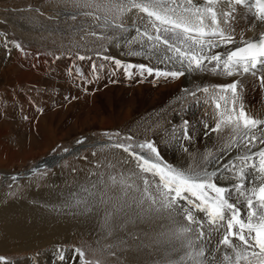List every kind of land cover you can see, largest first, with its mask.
I'll list each match as a JSON object with an SVG mask.
<instances>
[{
  "label": "rangeland",
  "instance_id": "rangeland-1",
  "mask_svg": "<svg viewBox=\"0 0 264 264\" xmlns=\"http://www.w3.org/2000/svg\"><path fill=\"white\" fill-rule=\"evenodd\" d=\"M65 10L70 12V15H61L57 18L58 11ZM88 13L105 16L113 23L119 24L124 15L112 8L109 0H0V36L7 39L10 37L9 40L18 43L24 51L35 50L45 54L49 66H53L54 69L62 61H66V64L68 60L73 61L75 55L81 56L85 61L86 58L91 59V56H105L110 50L111 40L122 29ZM141 15L139 12V16ZM124 40L128 51L123 50V43H120L122 58L119 60L122 62L125 60L127 63L132 61L128 60L131 58L141 62L144 58H132L134 55L136 57L147 55L149 51L148 49L146 51V48L143 50L141 41L135 45L137 40H142L140 33L130 35ZM138 49L141 56H138ZM104 61L98 57L96 63L104 67L106 66L102 63ZM109 67V78L113 81L118 78L117 85L121 83L119 96L122 99L116 100L117 104L114 105L116 119L113 122L114 126L110 128L97 126L95 121L91 120L90 124H82L85 122L83 111L80 112L79 119L77 118L76 125L79 130L72 131L75 128L73 123L69 130L60 134V129L52 130L48 118L44 115L48 107L39 100L44 92V85L36 87L21 83L18 86H10L11 83L6 78L0 87L4 105V109H0V143L9 142V148L12 147L14 152L19 153L16 154L18 157L14 158L15 162L7 165L10 170H4L6 166L0 165V199L2 198L0 244L3 246L1 248L0 245V257L5 258L0 264H12L18 258L24 264H66L68 258L65 255L66 251L72 250L78 255L76 249L83 251L85 254L83 259L91 261L92 264H96V261H99V264H170L185 256L186 252L194 251L186 247L188 241L193 242L195 250L199 248L205 250L204 264H224V256L232 255L230 248L219 243L227 231L226 222L223 226L220 222L210 226L206 215L193 208L197 220L203 221L205 240L203 236L201 239L200 227L196 225H193L191 233L178 234V227L188 223L182 213L164 210L157 212L156 208L159 205H152L143 193L142 177L146 176L150 185L154 184L153 177L140 170L139 162L131 151H125V148L113 144L115 142L141 149L137 146L151 142L158 148L163 163L175 168L206 170L207 166L196 160L198 154L191 149L190 143L181 142L175 134L166 135L167 130L175 132L176 129L185 126L190 129V123L188 125L185 122L174 123L172 119L184 108V100L181 101V96H176L171 103L165 102L164 105H158L157 109L154 106L146 107L144 113H136L123 119L129 111L126 99L129 72L126 73L127 70H124L125 65L121 66L120 70L117 68L113 70L111 65ZM14 69L21 73L24 66L19 65ZM65 69L66 73L71 72L68 71L71 69ZM41 74L47 76L49 71L45 70ZM8 94L11 97L8 98ZM34 121H39V126L42 125L38 132L34 129ZM2 127L7 130L6 133ZM45 133L51 135L55 143L50 149L41 150L38 147L39 140ZM157 136L162 138L159 139ZM30 148L33 153L21 159L23 157L21 154ZM141 150L151 155L148 149ZM204 152L208 155L210 150L205 148ZM44 157L54 158L55 161L27 173L34 164L44 162L46 160L42 159ZM149 190L158 196L154 187H150ZM190 198L196 200L195 197ZM7 202L9 206H5L8 205ZM184 202L186 201H181L182 207L188 208L186 206L188 203ZM196 202L199 203L198 200ZM173 218L176 223L173 222ZM10 228L12 229L8 230ZM23 229L26 230V235ZM211 238L212 243L214 242L213 253H210L206 246V240ZM57 245L62 247L51 251V247ZM55 252L62 256L55 259L53 257ZM186 264H192V261L186 259Z\"/></svg>",
  "mask_w": 264,
  "mask_h": 264
},
{
  "label": "bare ground",
  "instance_id": "bare-ground-1",
  "mask_svg": "<svg viewBox=\"0 0 264 264\" xmlns=\"http://www.w3.org/2000/svg\"><path fill=\"white\" fill-rule=\"evenodd\" d=\"M168 3L171 4V0H168ZM178 3L181 5H184L186 3V0H178ZM195 3L197 6L201 8L208 6V0H195ZM58 12L57 13L59 14V16H57V18L65 14V12H62V11H58ZM139 12H140L139 10H132L130 12L124 13V15L122 16L121 24H119L118 22L116 23L119 26V28L122 29V31L118 32V35L115 36L111 40L110 50L107 53V55L96 56L97 58L99 57L105 60L104 62H102L106 64V66L104 67L99 66L96 63L97 58L95 56H91V59L86 58V61H85L81 59V56L75 55L73 56V61L68 60V64H66V61H62L58 63L57 66L54 65L55 66V69H54L53 66H49L47 57L45 54H40L37 51L31 50V49H30L31 51H24L20 46L16 47L18 43H16L13 40H9L10 37L7 39L6 37L0 36V87L3 85V82L6 80V78L11 83L10 86H14V85L18 86L21 83H24L25 85L27 84L34 85L36 87L39 85H42V86L44 85V90H43L44 92L42 95H40L39 100H41L44 106L48 107L44 115L45 117L48 118L52 130L59 131L60 129V134H63L64 131L69 130L70 125L73 123L75 125V128H73L72 131H75L77 129V125H76L77 118L79 119L80 112H83V111L85 113L84 119H83L85 122L84 123L82 122V124H85V125L90 124V120H91L92 122L95 121L97 126L110 128L114 126L113 122H114V119H116L115 118L116 111H114V105L116 103V100L122 101V99H120V96H119V93L121 90L120 89L121 83L117 85L118 78L115 81L109 78L108 70L110 69L108 68H110L109 66L111 65L113 66V70L116 68L120 70V68H122L121 66L125 65L126 69L124 68V70H127L126 73L129 72V79L131 81L127 77V79L129 80V86H127L128 94H127L126 99L128 100V103H129V106H128L129 111L126 112V114L123 116V119H127L129 116L134 115L136 113H140V114L144 113V110L146 109V107L154 106L156 108L158 105H161V104L164 105L165 102L171 103V101L174 100L176 96H181V101L184 100V103H183L184 108L177 114L175 118H172V119L174 120V123H179L183 119L187 121H191L189 124L190 129L186 128L189 132L190 139L188 136H184L183 129H179V128L176 129L175 132L174 131L169 132L167 130L166 135L175 134L177 135V138L180 139L181 142L186 141L187 143L191 144L190 145L191 149H193L198 154L196 160L201 161V163H204V165L207 166V169H206L207 172L216 173L215 175L216 179L221 180V183L219 182V186L225 187L229 190L230 202H234L237 204V206L241 209V212H242L241 217H243V214L246 212V209L248 208L244 202V197L240 196L234 187V185L236 183H239V181H230V180H225V179L227 178V175L231 171V168H235V167H239V169L246 168L247 179L244 181L245 186L251 187L253 186V184H258L259 180H254V176L257 174L256 171L248 166L252 164H256L257 166L259 165V159L255 154L258 153L260 148L264 147V145H261L257 141H253L252 143H249V140L247 138H241L240 134L232 131L231 128L225 127L224 125H221L220 130H218L217 132H214L213 126L217 125L216 121L218 120L219 122L221 121V113L225 110V101L219 99L221 95H225L227 97V100H228L227 107L228 108L232 107V103H231L232 94L230 91H228L227 93L221 92V88L223 86L228 85L233 82H237L238 99L236 100V105H235L237 112L239 111L240 105H243L244 110L246 113H248V115L255 117L257 119H260V120H264V89H261L259 87L258 80L253 76L251 77L247 76L242 79H239L234 74L232 76H228L224 74V72H222L221 69H216L215 72L212 71V69L216 67L215 61L206 60L202 69L189 70L187 67V62H185L182 65L176 60L169 61L168 59H166V57L168 56H173L174 53L168 52L165 46L162 44H158L157 50L155 51L153 50V48H152V51H147V47H146L147 44L141 41L143 50L144 48H146V51L149 54V55L147 54L148 57H144V56L132 57V58H137V59L144 58L141 62H137L138 61L137 59H136L137 61H135L134 59H131V58L128 60H132V61L127 62V63L124 62L125 60L123 62L122 60L120 61L119 58H122V56L120 55L119 44L123 43V45L121 44L122 47H124L123 50H126L124 39H127L131 34L135 33V31L140 30L143 33L145 29L147 28V31L149 32V34L153 36L156 35V32L155 34L153 33L152 27H147V24H145V22L149 21L146 14L142 13V15L139 16ZM4 15H7V14H4ZM8 15L13 16L12 14H8ZM205 23L210 25V17L205 20ZM219 27L225 32V35L231 37V42L229 43L221 42L219 36H212V35H211L212 37L206 36L208 38H206L205 40H212L216 45L215 47H208V46L205 47L204 54L208 57H211L213 54L220 53V50L224 52L225 50L229 49L230 47L236 44V38L242 37L243 33L250 34L257 28V26L254 25L250 20L245 19V15L242 17L239 15L238 18L234 20L232 23H230L229 25L225 24L221 17ZM143 40L147 41V38L144 36ZM152 43L153 42H150V44ZM173 43H175L177 47H181V48L184 47L182 44L179 43V41H173ZM123 55L126 56L124 52H123ZM117 61H119V64L116 63ZM19 65L24 66V69L22 70L21 73H17L14 69L15 67ZM140 65H144L145 69H141L139 67ZM64 67H66V69H71V70H68L71 72L66 73L64 71L65 69ZM147 67L153 68L152 74H149L146 71ZM172 67L175 68L174 71L183 72L184 74L181 76H177V77L157 76L155 74L156 71L171 72ZM45 70L49 71V75L45 76L41 74L43 71L45 72ZM85 71H88L90 74H87L88 72H85ZM113 73L115 74L114 71ZM263 84H264V81H263ZM205 89H207V91H205ZM7 96L8 98L11 97V95L9 94ZM2 100L3 99H1V95H0V109L1 110L4 109ZM215 101H217L220 104V108H217L213 104V102ZM207 122L209 123V126H207L208 124ZM33 124H34L35 131L38 132L39 130L38 128H40L42 125L39 126L40 125L39 121ZM87 128H90V127H87ZM6 131L7 130H5V133ZM253 132L258 137L260 136L259 131H256L254 129ZM34 135L35 134L33 133V136ZM157 138L160 139L162 137L157 136ZM174 140H175V137H174ZM54 141L55 140L52 138L51 135L45 133L43 138L39 140L38 147H40L41 150L50 149L51 146L55 143ZM8 143H0V149H1L0 150V165L6 166V168H3L1 166L4 170H10L9 168H7V165L9 163H12L13 161L15 162L14 158L19 154L18 152L17 153L14 152L12 150V147L9 148ZM22 148H24V146H22ZM181 148L183 150L182 145H181ZM205 148H208L210 150V152H208V155H206L207 152H204ZM32 153L33 151L31 148L29 150H26L24 154H21L23 155L21 159H25ZM181 154L182 153L180 152V155ZM245 155H251L252 159L246 162H242L239 159V157L245 156ZM42 159H46V158L44 157ZM54 161H55L54 158L49 157L44 162L38 163L35 168L39 166H43L45 164L49 165L53 163ZM15 164H18V163H15ZM12 165L14 166V164ZM1 199H0V202H1ZM184 203L187 204V202H184ZM7 204L8 205H5V206L10 205L8 202ZM186 206L190 208L189 204H187ZM1 212L2 211L0 210V213ZM2 227L4 228V226ZM12 228H15V227H12ZM12 228L8 230H11ZM17 231H21V230H17ZM24 231H25L24 235H26V230ZM47 231H49V229ZM9 234L11 233L9 232ZM27 237L28 235L26 236V239ZM12 238L10 239L12 240ZM41 241L43 242V240ZM212 241H213V238L206 240L207 242L206 246L209 249L208 251L210 253H213V249H214V242L212 243ZM6 243L8 244V242ZM19 243L20 242L18 241L17 244ZM53 243H56V242H53ZM0 245L2 246V244ZM20 246L21 245H19L18 248H20ZM61 247L62 246L60 245L53 246L51 247V251L52 250L54 251V249L56 251L57 249ZM1 248H3V246ZM71 252L68 250L66 251L67 254L65 253V255H67L68 257V258L66 257L67 258L66 264H80L81 259L78 257L76 253H73V252L71 253ZM232 255L234 254L232 253ZM59 256H62V255L58 254V252L57 253L55 252V256H54V253H53V257L55 259L59 258ZM242 262L246 264V262L244 261ZM12 264H24V263L22 260H19L18 258V260L13 262Z\"/></svg>",
  "mask_w": 264,
  "mask_h": 264
},
{
  "label": "snow or ice",
  "instance_id": "snow-or-ice-1",
  "mask_svg": "<svg viewBox=\"0 0 264 264\" xmlns=\"http://www.w3.org/2000/svg\"><path fill=\"white\" fill-rule=\"evenodd\" d=\"M109 2L111 7L121 15L132 10H139L146 14L156 35L149 34L147 28L143 35L147 41L153 42V50H157L158 44L164 45L168 52L174 53L173 56H168L166 59L176 60L182 65L187 62L189 70L202 69L205 61L211 60L216 62V67L212 71L215 72L222 65L224 74L232 76L234 72L241 69L247 73L257 64L264 63V33H261L254 41L245 43L243 47L229 52L226 59L222 60L219 54H213L211 57L204 54L206 46H216L212 40H205L206 36H219L221 42H231V37L225 35V32L220 29L217 12L212 6L218 0H208V6L204 8L197 6L195 0H186L184 5L179 4L178 0H171V4L168 3V0H109ZM243 2L244 0H236L237 4ZM257 2L260 20L264 21V0H257ZM88 14L90 15V13ZM209 17L210 25L205 23ZM173 41H179L184 47H177ZM116 63L119 64V61ZM139 67L145 69L144 65ZM146 71L152 74L153 68L147 67ZM155 74L177 77L184 73L156 71ZM228 91L232 94V107H227L228 100L225 95L219 97L220 100L225 101V110L221 113V121L217 123L216 130H220L221 125H224L240 134L241 138H247L249 143L257 141L264 145V120L248 115L243 105H240L237 112L235 106L238 99L237 82L221 88V92L227 93ZM216 107L220 108V104L217 103ZM254 129L260 132L259 137L253 132ZM117 147L124 146L117 145ZM137 147L146 148L151 154L142 155L132 152L139 162L140 170L143 173L151 174L154 180V184L150 185L148 178L142 177L144 196L150 200L152 205H159L156 208L157 212L164 210L170 213H182L188 223L178 227V234L191 233L193 225H196L201 228L200 236H203V221L197 220L192 211L194 208L206 215L210 226L217 222L223 226L226 222L227 231L219 243L230 248L234 255L226 254L223 258L224 264H241V261L246 264H252L253 261L255 264H264V147H261L255 154L259 159V165L248 166L256 171L254 180H259V183L246 187L244 181L247 179V171L246 168H240L236 178L239 183L234 185L239 195L244 197L248 208L246 219L241 217V209L237 204L230 202L229 190L218 186L213 181L212 177L216 175L215 172L209 173L203 168L200 171H194L191 168H175L165 164L160 159L158 148L151 142L140 144ZM130 149L129 145L125 151H130ZM239 159L246 162L252 159V156L245 155ZM150 187L155 188L158 196L150 192ZM190 197H195L199 203ZM181 201H186L191 207H181ZM173 222L176 223L174 218ZM235 240L240 241L241 244L237 245ZM186 247L194 249V251L186 252L185 256L180 257L178 261L170 262V264H186V259L192 261V264H204L205 250L203 248L195 250L192 241H188ZM173 251L176 250L173 249ZM76 252L81 258L80 264H92L91 261L83 259L85 255L83 251L76 249ZM4 259V257H0V261ZM96 264H99V261H96Z\"/></svg>",
  "mask_w": 264,
  "mask_h": 264
}]
</instances>
